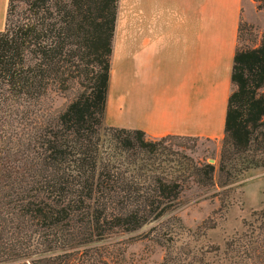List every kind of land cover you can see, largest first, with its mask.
Instances as JSON below:
<instances>
[{"label":"trees","instance_id":"16d2710c","mask_svg":"<svg viewBox=\"0 0 264 264\" xmlns=\"http://www.w3.org/2000/svg\"><path fill=\"white\" fill-rule=\"evenodd\" d=\"M253 1L264 11V0ZM117 2L7 0L0 264H108L100 255L60 254L158 220L190 185L213 189L210 196L224 204L241 176L264 169V25L252 46L234 49L219 151L209 163L176 148L173 139L190 136L148 138L104 123ZM247 27L239 21L237 41ZM72 89L62 108L45 106L49 93ZM241 224L224 241L219 264H264V206ZM156 242L164 245L163 235Z\"/></svg>","mask_w":264,"mask_h":264},{"label":"crops","instance_id":"0c3cea01","mask_svg":"<svg viewBox=\"0 0 264 264\" xmlns=\"http://www.w3.org/2000/svg\"><path fill=\"white\" fill-rule=\"evenodd\" d=\"M253 3L118 0L104 123L148 138L221 137L237 27Z\"/></svg>","mask_w":264,"mask_h":264},{"label":"rangeland","instance_id":"374dc122","mask_svg":"<svg viewBox=\"0 0 264 264\" xmlns=\"http://www.w3.org/2000/svg\"><path fill=\"white\" fill-rule=\"evenodd\" d=\"M245 11L247 21L243 22L248 27L236 43L239 47L252 46V37L257 41L263 28V10L253 3ZM73 91L51 92L44 104L58 110ZM173 141L180 144L178 150L194 159H217L220 137L190 136ZM237 183L224 204L210 196L213 189L190 185L181 191L176 206L158 220L131 232L113 230L100 241L60 255H100L108 264H160L165 255L169 258L166 264H198L199 260H203L201 264H219L224 241L242 231L241 221L249 219L251 211L264 206V169L246 172ZM155 235H163L164 245L156 242ZM214 246L218 251H213Z\"/></svg>","mask_w":264,"mask_h":264},{"label":"water","instance_id":"95a60500","mask_svg":"<svg viewBox=\"0 0 264 264\" xmlns=\"http://www.w3.org/2000/svg\"><path fill=\"white\" fill-rule=\"evenodd\" d=\"M208 162L209 163H213V159H208Z\"/></svg>","mask_w":264,"mask_h":264}]
</instances>
